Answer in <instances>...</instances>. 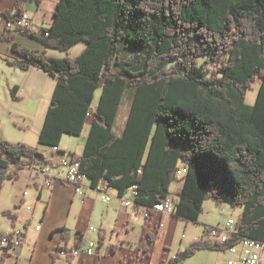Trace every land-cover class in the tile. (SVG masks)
<instances>
[{"label": "trees", "instance_id": "1", "mask_svg": "<svg viewBox=\"0 0 264 264\" xmlns=\"http://www.w3.org/2000/svg\"><path fill=\"white\" fill-rule=\"evenodd\" d=\"M26 1L17 0L5 19L21 17ZM17 34L63 53L80 43L86 47L75 59L51 58L22 48ZM121 40L127 48L144 49L139 71H132L136 61L118 68ZM0 41L13 42L18 56L6 59L8 66L39 69L56 79L38 146L0 136V196L22 170L57 157L53 152L47 157L45 149L59 147L65 135L82 137L89 126L82 155L60 154L80 162L92 188L104 179L122 198L134 189V204L155 215L154 205L183 183L173 215L186 223L200 224L208 198L220 205L229 199L242 210L227 243L208 242L205 235L215 227L204 225L202 238L162 264H185L200 250L225 253L246 239L264 241V0H59L49 28L7 29ZM257 79L262 81L257 100L248 105ZM129 89L130 110L117 135ZM10 92L21 100L16 87ZM181 163L188 172L179 180ZM4 216L15 226L13 211ZM60 231L65 244L53 256L65 253L73 260L84 235L76 233L69 248V232ZM159 233L149 234L148 243ZM13 239L14 232H0V242L9 243L0 249V264L15 248Z\"/></svg>", "mask_w": 264, "mask_h": 264}, {"label": "crops", "instance_id": "2", "mask_svg": "<svg viewBox=\"0 0 264 264\" xmlns=\"http://www.w3.org/2000/svg\"><path fill=\"white\" fill-rule=\"evenodd\" d=\"M58 1L59 0H57L53 6V19L55 6ZM16 2L17 0H0V34L5 32L4 23L6 19L3 13L13 11ZM43 4L44 2L42 0H27L26 3H24V11L32 17L30 27L36 32H42L43 29L49 28L52 24L53 19H51V17L49 19H43L46 16ZM42 12L44 16L40 19L39 15ZM14 40L18 42L22 48L45 51L47 56L58 58L54 56V54H50L53 50L46 49L30 38L17 34ZM12 44L13 42L0 41V59H2L3 62H5L6 59H18L17 54L11 51ZM11 68L15 69L17 79L14 83H9L8 87L12 85L16 87L18 90L17 95L21 97V99L27 97L40 107L45 104V101H50L51 103L56 86V79L53 76L39 69L20 71L15 67ZM26 114L29 113H21V115L14 116L10 113L8 114L7 110L0 111V117L9 116V120L14 123L15 131L18 132L26 131L22 128L26 127L28 124V118L25 116ZM46 114L47 112L43 117L42 123L40 124L39 122V124H37L39 130L38 139L45 122ZM122 131L120 133H122ZM120 133L116 134L120 135ZM87 135L85 137L84 135L82 136L85 141ZM0 136L2 139L15 144L23 143L34 146L33 143L27 140L29 138L25 134L17 137L14 134H7L0 131ZM63 140L59 144L61 151L66 153L75 152L78 156L82 155L84 145L81 146L80 152L71 151L70 149L63 148ZM85 141L83 142L84 144ZM36 146H38V144ZM47 154H49L47 157L51 155L50 152H47ZM53 172L58 173L59 169H55ZM8 183H11L15 188L8 191V196L12 197L11 201L14 208L12 211L16 221L15 226H13L11 219L8 218L12 229L9 231L0 230V232L13 233L15 231H22L24 232V242L20 246L14 248L13 251L11 250L10 256L6 261L7 264H150L152 262L153 250L157 242L160 238L169 233L166 228L165 218L171 216L178 219L175 215L161 214H155L152 218L146 219L139 213V210L134 207V205L126 207L123 203L125 202L124 198L120 197L118 191L115 189H111V201L107 202L92 189V182L90 180L85 181V186L83 187L84 196H79L75 193L72 185L61 183L59 180L56 181L51 189L42 187L41 180H38L34 172L27 168L21 171V177L18 181H7L6 184H4L1 199L4 197V190ZM178 184L179 186L181 185V188H178L176 192H180L183 188V183ZM127 196H129V194ZM100 200H104L105 203L109 204L108 212H111V217L102 219L100 222V229H97L90 224L96 213V205ZM38 202L43 203L42 212L39 215V224H37L35 230H33L32 226L36 204ZM32 203L34 207L30 205ZM28 208H32V210L30 211ZM19 223L24 227L23 230L18 228ZM193 225H203L204 230V225L208 224L200 223ZM38 226L40 229H37ZM62 229L67 230L70 234V241L68 243L69 248H73L76 244V233H82L85 238L84 246L89 243L90 246H88V250H93L94 255H87L86 251L88 250L83 251L84 246H82L78 254L74 255L73 260H66L62 254L58 256V259H55L53 253L56 247L65 244L62 240V231H60ZM158 230H160V233L156 238V242L152 244L148 243V235L154 234ZM109 232L110 241L107 242V235ZM90 233H97L96 239H92ZM204 233L205 230L200 238L203 237ZM201 251L204 250L198 252ZM169 252L170 250H165L163 260L160 264L168 263L169 260L176 255L170 257ZM0 253H2L1 250ZM194 256H192V258Z\"/></svg>", "mask_w": 264, "mask_h": 264}, {"label": "rangeland", "instance_id": "3", "mask_svg": "<svg viewBox=\"0 0 264 264\" xmlns=\"http://www.w3.org/2000/svg\"><path fill=\"white\" fill-rule=\"evenodd\" d=\"M44 2V11H45V18L43 19H53L52 10L55 2L57 0H42ZM44 16L43 12L39 15V18L42 19ZM86 45L84 43H80L75 45L72 50L68 51L67 53H63L57 50H53L50 54H54V56L58 58H70L75 59V57L79 56L83 50H85ZM119 66L118 68H124L127 66L128 63L136 61L137 64L135 67L132 68V71H139L144 64L146 53H144V49H132L125 47L123 40H121L119 44ZM17 79V75L15 73V69L8 67L2 59H0V111H8V114H12L14 116L21 115V113H29L25 116L28 118V124L26 127H22L25 129V132H18L15 131L14 123L9 120V116H2L0 117V131H3L7 134H14L15 136H21L22 134L27 135L29 139H27L30 143H33L34 146L38 144L37 136L39 135V130L37 124L42 123L43 117L50 106V101L43 104V106H38L37 104L33 103L29 98H23L21 100L13 99L11 96L10 89L8 87L9 83H14ZM262 85V81L257 79L255 84L253 85V90L249 91L247 94L246 103L248 105H253L258 97L259 88ZM13 88V85L10 87ZM101 89H98L96 92V96L94 97V107L96 106L99 96H101ZM134 91L129 89L127 91L126 96L123 99V104L121 110L118 114L117 124L115 127V132L120 133L126 125L127 115L130 110V103L131 97L133 96ZM129 98V99H128ZM48 108V109H47ZM1 116V115H0ZM23 121V120H21ZM19 123V121H18ZM90 125V122H89ZM17 126V125H16ZM18 127V126H17ZM89 126L86 127L84 131V137L88 133ZM13 136V137H15ZM15 137V138H17ZM84 137H75L71 135H65L63 140V144L65 149H70L71 151L80 152L81 146L84 145ZM37 143V144H36ZM46 152H50L49 149H45ZM49 154H46V156ZM186 171H187V167ZM181 188L178 183H175L171 188L172 192H176L177 189ZM15 189L11 183L6 185L4 190V197L1 199L0 196V230L1 231H9L12 229L10 221L8 217L4 216L5 211L14 210L12 204V197L8 196V191ZM3 192V190H2ZM124 203V202H123ZM112 204V203H111ZM29 205V204H28ZM34 207V204H30ZM231 201L229 199H223V204H218L215 199L208 198L206 203L204 204V213L200 219L201 224H208V226L212 227H219L224 225L228 220L234 219L237 220L241 214L240 208H233L231 206ZM42 202H38L36 204V210L34 215V221L32 229L35 230L36 225L39 224V215L42 212ZM109 204L105 203L104 200H100L96 205V213L93 216V220L91 222V226L97 229H100V222L102 219L106 217H111V212H108ZM6 209V210H5ZM32 214V213H30ZM165 224L167 231V235L160 238L157 242L154 250H153V257L152 262L150 264H160L164 257L165 250H170L169 256H174L178 251H183L186 249L192 242L197 240L203 234V225H193V223H184L178 221L175 217L168 216L165 218ZM187 224V225H186ZM18 228L22 230L24 227L19 223ZM31 230V231H33ZM165 233V234H166ZM110 232L107 235V242L110 241ZM90 237L92 239H96L97 233H90ZM88 246L90 244H86L84 246V250H88ZM2 253H0L1 259ZM231 255L229 253L223 252H208L207 250L198 252L193 258L191 257L185 264H227ZM65 258V257H64ZM7 264V263H6ZM261 264H264V258L262 259Z\"/></svg>", "mask_w": 264, "mask_h": 264}, {"label": "built area", "instance_id": "4", "mask_svg": "<svg viewBox=\"0 0 264 264\" xmlns=\"http://www.w3.org/2000/svg\"><path fill=\"white\" fill-rule=\"evenodd\" d=\"M31 19L32 17L28 13L24 12L19 18L17 17L12 21L6 20L4 23V29L15 30L31 28ZM52 152L58 154L56 159H51V162L47 165L36 166L31 169L38 180H41V186L46 189H51L53 185H55L56 181L59 180L61 183L72 185L77 195L84 196L83 187L85 186V181L89 180V177L81 172L80 162L69 154H60L62 151L57 146L51 148L50 153ZM55 169H59V172L54 173L53 171ZM187 172L188 171H186L184 163H181L177 174L178 179H182ZM92 189L95 190L105 201H111V188L108 182L104 179H102L98 185ZM177 193L178 192L171 191V194L166 198V200L156 203L153 207L155 214L173 215L175 212V205L179 200ZM135 197L136 192L132 189L129 196L124 197V205L126 207L134 205L144 218H152L153 215L148 208L134 204ZM28 210L31 211L32 208H28ZM37 229H40V227L38 226ZM236 232V222L234 219H230L224 225L211 229L205 235V239L211 243L225 244L233 237V235H235ZM23 233L24 232L22 231L14 232L13 246L15 248L23 244ZM7 244H9L7 240L1 241L0 249L6 247ZM86 252L89 256L94 255L93 250H88ZM226 252L231 255L227 264H261L262 259L264 258V241L260 242L253 239H246L241 244L235 245ZM75 254H78V251L74 252V255ZM62 255L64 256L65 253H62Z\"/></svg>", "mask_w": 264, "mask_h": 264}]
</instances>
